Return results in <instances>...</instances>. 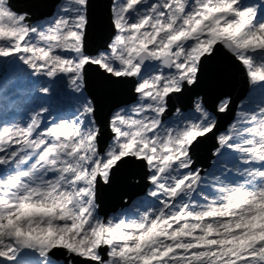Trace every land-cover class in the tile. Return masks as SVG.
Here are the masks:
<instances>
[{"label": "snow or ice", "instance_id": "obj_1", "mask_svg": "<svg viewBox=\"0 0 264 264\" xmlns=\"http://www.w3.org/2000/svg\"><path fill=\"white\" fill-rule=\"evenodd\" d=\"M0 264H264V0H0Z\"/></svg>", "mask_w": 264, "mask_h": 264}, {"label": "water", "instance_id": "obj_2", "mask_svg": "<svg viewBox=\"0 0 264 264\" xmlns=\"http://www.w3.org/2000/svg\"><path fill=\"white\" fill-rule=\"evenodd\" d=\"M215 69L219 68L222 64H223V61L220 60V59H217L215 60ZM214 75H215V80L218 82L220 81V83H222V85H224V83L226 82L227 78H224L222 77L216 70L214 71ZM206 79L208 81V76H206ZM234 80H237V77H233L232 78V83L234 82ZM220 85V84H219ZM211 85H209V82L205 83V87H206V90L211 92V93H214L215 95V99L218 95L224 93V92H227L225 89H222L220 88L221 86H214V87H210Z\"/></svg>", "mask_w": 264, "mask_h": 264}, {"label": "bare ground", "instance_id": "obj_3", "mask_svg": "<svg viewBox=\"0 0 264 264\" xmlns=\"http://www.w3.org/2000/svg\"><path fill=\"white\" fill-rule=\"evenodd\" d=\"M235 76L237 77V73H235ZM226 83V82H225Z\"/></svg>", "mask_w": 264, "mask_h": 264}]
</instances>
